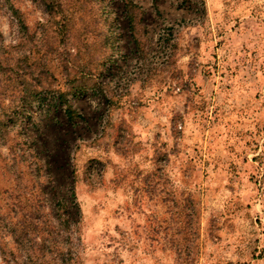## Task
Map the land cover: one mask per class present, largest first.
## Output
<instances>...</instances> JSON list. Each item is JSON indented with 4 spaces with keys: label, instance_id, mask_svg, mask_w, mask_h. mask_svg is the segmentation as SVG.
I'll return each mask as SVG.
<instances>
[{
    "label": "rangeland",
    "instance_id": "1",
    "mask_svg": "<svg viewBox=\"0 0 264 264\" xmlns=\"http://www.w3.org/2000/svg\"><path fill=\"white\" fill-rule=\"evenodd\" d=\"M0 264H264V0H0Z\"/></svg>",
    "mask_w": 264,
    "mask_h": 264
}]
</instances>
